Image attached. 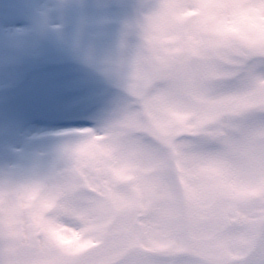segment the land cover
Instances as JSON below:
<instances>
[{
  "label": "rangeland",
  "instance_id": "374dc122",
  "mask_svg": "<svg viewBox=\"0 0 264 264\" xmlns=\"http://www.w3.org/2000/svg\"><path fill=\"white\" fill-rule=\"evenodd\" d=\"M65 2L0 0V23L26 15L44 29L36 49L21 25L0 27V53L20 55L25 70L6 107L29 122L34 141L28 154L0 161V264H107L133 246L182 253L170 155L139 139L144 132L175 154L192 251L216 262L242 258L264 220V0L54 7ZM105 4L119 7H98ZM236 11L245 13L241 25L231 22ZM73 15L70 31L91 48L89 85L76 94L89 98L87 114L60 109L73 95L34 96L38 83L71 75L52 57L57 24ZM53 208L54 239L41 227ZM14 250L18 259L3 254ZM249 264H264V238Z\"/></svg>",
  "mask_w": 264,
  "mask_h": 264
},
{
  "label": "snow or ice",
  "instance_id": "6c2138e0",
  "mask_svg": "<svg viewBox=\"0 0 264 264\" xmlns=\"http://www.w3.org/2000/svg\"><path fill=\"white\" fill-rule=\"evenodd\" d=\"M75 13L80 10L81 13L87 8V5L81 0L80 3H73L72 0H66L62 5H56ZM98 7L115 8L118 4L98 5ZM75 16H71L65 26L57 31L55 41L58 51L52 57L56 62L72 69L71 75L61 79L53 85L51 81H42L35 86V100L38 103H46L54 91H61L65 94L73 95L76 98L68 103L60 105V109L70 114H87L83 105L87 103L88 97L77 96L76 94L89 85L87 72L92 71L89 64L90 47L81 39V35L72 32L69 24ZM21 25L36 49L42 45L41 37L37 32L43 33L42 27L34 28L31 20L26 15H20L7 22L0 23V27L14 29L16 25ZM82 31V28H81ZM25 76L23 58L11 52L0 53V161H9L21 155L30 152L34 141L26 132L28 121H22L15 118L7 110L6 104L11 93L19 86Z\"/></svg>",
  "mask_w": 264,
  "mask_h": 264
},
{
  "label": "clouds",
  "instance_id": "9594fccd",
  "mask_svg": "<svg viewBox=\"0 0 264 264\" xmlns=\"http://www.w3.org/2000/svg\"><path fill=\"white\" fill-rule=\"evenodd\" d=\"M244 17L245 13L236 11L232 15V23L234 25H241L244 23ZM58 218V213L56 209H51L47 211L46 213V219L43 221L41 227L42 229L46 230V234L53 239L55 238V233L57 231L58 225L56 223V220ZM123 264H126V261L123 262Z\"/></svg>",
  "mask_w": 264,
  "mask_h": 264
},
{
  "label": "water",
  "instance_id": "95a60500",
  "mask_svg": "<svg viewBox=\"0 0 264 264\" xmlns=\"http://www.w3.org/2000/svg\"><path fill=\"white\" fill-rule=\"evenodd\" d=\"M260 235H261V233L258 235L256 242L260 239V237H261ZM255 247H256V244H254L252 246V248L250 249V251L245 255L244 259L241 260L240 262H238V264H243L250 257V255L253 253V251L255 250ZM151 255L154 258H156V256L154 254H151ZM175 258H178V257L177 256H173V257H167L166 259H175ZM185 258H191V259H193L195 261H198L201 264H209V263H205V262H203V261H201V260H199V259H197L195 257H191L189 255H186Z\"/></svg>",
  "mask_w": 264,
  "mask_h": 264
}]
</instances>
